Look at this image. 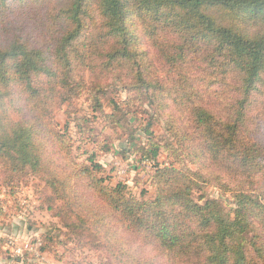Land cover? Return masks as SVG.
Returning <instances> with one entry per match:
<instances>
[{
  "label": "trees",
  "instance_id": "16d2710c",
  "mask_svg": "<svg viewBox=\"0 0 264 264\" xmlns=\"http://www.w3.org/2000/svg\"><path fill=\"white\" fill-rule=\"evenodd\" d=\"M111 84L127 95L108 123L136 105L164 124L163 145L143 129L151 199L107 183L94 149L76 160L51 121L83 91L102 111ZM0 163L7 183L40 176L110 264H264V0H0ZM207 184L231 211L193 196Z\"/></svg>",
  "mask_w": 264,
  "mask_h": 264
},
{
  "label": "rangeland",
  "instance_id": "374dc122",
  "mask_svg": "<svg viewBox=\"0 0 264 264\" xmlns=\"http://www.w3.org/2000/svg\"><path fill=\"white\" fill-rule=\"evenodd\" d=\"M85 77L90 80V73L85 72ZM113 85L100 96L102 111L94 109L92 97L83 91L72 102L60 104L51 121L67 136L76 160H85L87 150L94 149L95 158L103 167L98 175L105 177L107 183H123L127 193L151 199L155 193L151 184L155 166L151 160L141 158V148H148L143 129L152 122L154 140L163 145L165 127L162 119H150L145 112L149 110L136 105L122 124L108 123L102 112L111 111L110 99H124L127 95L121 85ZM170 152L162 148L158 161H173ZM175 163L195 167L185 155ZM0 166L3 167L1 163ZM3 174L0 173V264H110L102 246L89 243V236L80 240L66 225L67 221L56 214L57 210L48 208L59 202L48 201L50 190L40 176L26 170L13 175L7 183ZM200 193L218 198L226 211L233 208L231 195L221 193L211 184L203 186L202 192H193V196L197 198ZM155 260L164 264L158 257L153 264Z\"/></svg>",
  "mask_w": 264,
  "mask_h": 264
}]
</instances>
